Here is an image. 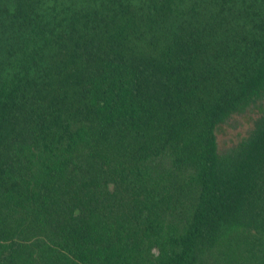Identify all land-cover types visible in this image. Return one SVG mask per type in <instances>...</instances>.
I'll return each mask as SVG.
<instances>
[{
	"label": "trees",
	"instance_id": "16d2710c",
	"mask_svg": "<svg viewBox=\"0 0 264 264\" xmlns=\"http://www.w3.org/2000/svg\"><path fill=\"white\" fill-rule=\"evenodd\" d=\"M0 264H264V0H0Z\"/></svg>",
	"mask_w": 264,
	"mask_h": 264
},
{
	"label": "rangeland",
	"instance_id": "374dc122",
	"mask_svg": "<svg viewBox=\"0 0 264 264\" xmlns=\"http://www.w3.org/2000/svg\"><path fill=\"white\" fill-rule=\"evenodd\" d=\"M258 117L257 110L243 115H235L217 132L218 148L225 153L234 148L241 140L245 139L253 127V121Z\"/></svg>",
	"mask_w": 264,
	"mask_h": 264
}]
</instances>
